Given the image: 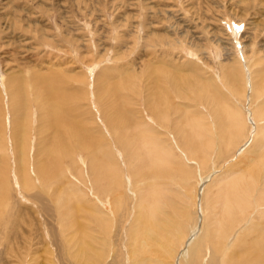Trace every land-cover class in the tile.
Returning a JSON list of instances; mask_svg holds the SVG:
<instances>
[{
	"label": "rangeland",
	"instance_id": "rangeland-1",
	"mask_svg": "<svg viewBox=\"0 0 264 264\" xmlns=\"http://www.w3.org/2000/svg\"><path fill=\"white\" fill-rule=\"evenodd\" d=\"M241 55L251 59L255 76L256 98L248 111ZM233 77L239 91L230 84ZM159 94L161 104L154 100ZM258 100L264 101V0H0V264H131L134 245L126 232L135 223L136 228L146 224L141 234L162 223L165 242L179 236L170 245L171 257H149L158 264H251L247 248L257 233L264 236V200L256 202L264 193V141L250 139L253 126L264 118ZM150 106L166 122L147 120ZM54 107L67 121L60 131L63 147L54 157L65 177L59 181L54 175L45 186L34 166L52 148L54 132L45 116ZM255 109L261 118H252ZM120 112L124 125L110 127ZM234 121L240 126L235 134ZM148 126L147 141L157 139V150L159 144L168 152L173 148L181 166L165 160L155 171L148 158L142 161L141 144L138 153L120 145H133L130 135ZM70 130H80L82 138H72ZM22 138L32 148L30 154L23 149L28 161L19 175L16 142ZM87 140L90 151L81 150ZM124 148L139 157L136 167L127 164ZM102 149L115 152L113 167L124 175L126 197L131 195L127 172L142 166L137 188L146 204L160 206L156 225L132 222L137 210L129 199L109 229L94 220L91 209L109 199L93 178L92 158ZM82 164L83 178L78 175ZM66 182L75 185L74 195L63 194ZM234 192L235 203L249 208L219 227L205 223L206 215L215 217L211 201L218 205ZM201 237L222 240L223 254L214 253L209 243L201 248ZM227 254L231 258L225 262Z\"/></svg>",
	"mask_w": 264,
	"mask_h": 264
},
{
	"label": "bare ground",
	"instance_id": "bare-ground-1",
	"mask_svg": "<svg viewBox=\"0 0 264 264\" xmlns=\"http://www.w3.org/2000/svg\"><path fill=\"white\" fill-rule=\"evenodd\" d=\"M243 58L242 60L240 61V64L242 66L241 68V74H242V79H243V88L246 87L247 89V95H246V100H247V106L245 107L246 108V111H248V107H249V104H251L252 100L254 98H256L255 96V76H254V71H253V66H252V61L250 58H248L246 55L245 58L243 55H241ZM227 70V69H226ZM229 70V68H228ZM240 71V70H239ZM232 72V71H231ZM43 76V75H42ZM49 78V77H48ZM42 80V79H41ZM232 87H234L237 91L240 90V88L238 86H240V84L237 82L236 78L233 77L232 79V82L230 83ZM47 85V84H46ZM213 86V85H212ZM117 87V86H115ZM115 87H113L115 89ZM119 88V87H118ZM48 89V88H47ZM113 89V90H114ZM120 89V88H119ZM116 90V89H115ZM109 91V90H108ZM208 92L211 91L210 87L207 89ZM49 92V91H48ZM52 92V91H51ZM158 92V91H157ZM116 93V91H115ZM118 93V91H117ZM49 94V93H48ZM51 94V93H50ZM119 94V93H118ZM163 94V93H162ZM52 96V95H51ZM156 96V95H155ZM159 97H156L154 100H158L159 102L157 103H160L162 98L161 95L159 94L158 95ZM43 98V97H42ZM154 98V97H153ZM210 98H212V94H210ZM50 99V97H49ZM49 99L46 101H49ZM52 99V98H51ZM164 99V98H163ZM152 99V101H154ZM217 100V99H216ZM232 100V99H231ZM234 100V99H233ZM54 101V100H53ZM263 104V113H264V101L263 100H258L256 101V103L260 102ZM263 101V102H262ZM50 102V101H49ZM52 102V101H51ZM150 102V101H149ZM212 103V105H214V103L212 101H210ZM239 103V102H238ZM52 104V103H51ZM161 104V103H160ZM245 104V103H244ZM56 105V104H55ZM55 105H52V106H55ZM41 106V105H39ZM49 106H50V103H49ZM48 106V107H49ZM57 106V105H56ZM55 106V107H56ZM61 106V105H60ZM242 106V105H241ZM45 107V106H44ZM43 106L40 107V110H42L44 113L45 111H47V109H45ZM51 108V109H48V116H49V113L51 114L49 117L45 116L46 119H49V121L47 122L48 124L46 125V127L49 128V130H52L54 132V135L51 139V145H52V148L50 147L47 152H46V155H45V158H44V161L43 163H39V164H36L34 166V169H35V173L40 177L41 179V183L45 186H49V184L51 183L52 180H54V175L56 178H58L59 181H62V179L65 177V174L64 173H60V170L61 168H59V170L57 169V166L58 165V161L54 159V157L56 156V154L58 153V149L62 148L63 147V141L64 139L62 138V136H60V134H62L60 131L63 129L62 127V124H67V121L65 120V118H63V116L60 114V110H57L56 108ZM47 108V107H46ZM118 108L120 109V107L118 106ZM150 110L152 112V117L148 118L147 120L151 119L152 121L154 122H157V123H164L166 122L165 121V118L164 120L161 118V114L156 110V108L150 106ZM245 109H243L242 111H244ZM161 111V110H160ZM250 112V110H249ZM245 113V112H244ZM46 114V113H45ZM257 114H259V110L255 109L253 112L251 111L250 115L252 116V118H254V116L256 118H261V117H258ZM43 115V114H42ZM61 115V116H60ZM245 115V114H244ZM42 117V116H41ZM147 117V116H146ZM123 118V115L122 113L120 112V115H119V119L117 120H114V121H109L108 122V125L111 127H118V126H122L124 125V122L122 120ZM45 119V118H44ZM45 119V120H46ZM159 119H162V121L160 122ZM164 121V122H163ZM248 123V121H246ZM255 122V121H254ZM61 123V125H60ZM252 123V122H250ZM72 124V123H71ZM211 124V123H210ZM253 124V123H252ZM212 125V124H211ZM210 125V126H211ZM232 128H233V134L237 133L239 130H240V126L237 122H233L232 124ZM153 126V125H152ZM251 126V125H250ZM206 127V126H205ZM255 131L254 133L250 136V139L252 140H256V141H259V142H263L264 141V118L263 120H260L259 122H257V124L255 126ZM75 128V127H74ZM73 128V129H74ZM155 128V127H154ZM211 128V127H210ZM209 128V130H210ZM72 129V130H73ZM76 129V128H75ZM216 129V128H215ZM252 129V128H251ZM70 130V135L72 136V138H75L76 137H80L82 138V133L80 132V130H75V131H72ZM151 130V127L148 126L146 128H143V133H141L140 131L137 133V135L135 134H132L130 135V137H133V141L135 140V143L133 145L130 146V142L128 143H121V141L119 140L118 141V144H120L122 147L124 146H127L130 150L132 151H135L136 150V153H138V149L136 148L137 147V144H141L144 148L143 152L144 155H143V160H146L147 158V163L150 165L149 168H151V165H153L154 167V170L157 171V168H158V165L162 162V161H168L170 162V166H174L176 165L177 167V164L179 166H181V164L179 163V161H177L176 159H174L173 156L174 153H172L170 151V149H173V148H168L169 149V152L167 150H165V148L161 147L160 144H159V150H157L155 148V141L157 139H155L154 141V138H149V140L147 141V137H146V133L147 131ZM179 131V130H178ZM207 131V129H206ZM247 131L248 128H247ZM208 132V131H207ZM211 132H212V129H211ZM209 132V133H211ZM14 133V132H13ZM16 133V132H15ZM213 133V132H212ZM211 133V135H212ZM220 133V132H219ZM227 133V135H226ZM64 134V133H63ZM156 134V133H155ZM223 134L226 135V137L230 136V133L228 130H224L223 131ZM14 135V134H13ZM201 135H204L203 132L201 131ZM210 135V134H209ZM215 135V134H214ZM220 135V134H219ZM249 135V134H248ZM65 136V135H64ZM183 136V135H182ZM213 136V135H212ZM70 137V136H69ZM68 137V138H69ZM214 137V136H213ZM19 138V137H18ZM202 138H204L202 136ZM230 138V137H229ZM14 139V138H13ZM21 139V138H20ZM29 139V138H28ZM78 139V138H77ZM180 139V138H179ZM215 139V137H214ZM128 140H131V139H128ZM212 140V137L211 139ZM17 140L15 139V142ZM77 141V140H76ZM213 141V140H212ZM20 143L23 142V144H20L18 143V141L16 142V147H17V155L19 156V166L17 167L16 169V172L17 174L20 175V173H23L24 171V166H23V163L27 158V153L24 152L23 149L27 150V152L30 154V152L28 151L31 147L30 145V140L28 142H26V140L24 138H22V141H19ZM147 142L148 143H151L153 145V147H147ZM249 142V140H248ZM179 143V142H178ZM176 143V145L178 144ZM210 143V141H209ZM201 144V143H200ZM211 144V143H210ZM91 141H83L81 144H80V149L81 150H88V148L90 149L91 147ZM213 145V144H212ZM216 145V144H215ZM227 145V144H226ZM120 146V147H121ZM208 146V145H207ZM245 146V145H244ZM247 146V145H246ZM260 146V145H259ZM203 146L200 145V148ZM204 147L205 144H204ZM209 147V146H208ZM207 147V149H208ZM212 147V146H210ZM251 147V144L250 146ZM261 147V146H260ZM243 148V147H242ZM246 148V147H245ZM244 148V150H245ZM264 149V145H262V147ZM69 149V148H68ZM67 149V150H68ZM115 149V148H113ZM142 149V148H141ZM237 149V148H236ZM240 149V153L238 154L239 156L243 153L241 148ZM237 149V150H239ZM258 149V147H257ZM180 150V149H179ZM178 150V151H179ZM201 150V149H200ZM235 150V151H237ZM259 150V149H258ZM65 152V150H63ZM90 151V150H88ZM124 151L125 153L129 154V158H126V161H127V164H132L134 162H137L139 157H135V158H132L133 157V153L132 151H127L126 148H124ZM208 151V150H207ZM201 152L203 153V151L201 150ZM199 152V155H200V159H201V162L202 163H205L206 160H205V157L204 155ZM206 152V151H204ZM70 153V151H69ZM115 153V152H114ZM114 153H112L111 150H104L102 149L101 150V153L100 155L98 156H95L92 158V163H93V178H94V182L98 183L99 184V189L98 191L104 193L105 196H108L107 198H109L105 203H100V207L99 206H94V208H90L94 214H93V218L96 222H98L101 226V228L103 229H109L111 224H113L115 222V216L118 212V210H120L119 208H125L127 202H128V199L131 200L132 202H134V205L135 206H132V209H135L137 210V217L135 219H133L132 222H137L138 220L141 221L142 223L145 222L149 225H156L157 224V221L155 219L158 218V214L161 210L160 206L158 205H154L153 203H148L146 204L145 201H144V198L143 196H141V192H139V189L137 188L139 186V183H141L140 181V177H143V173L141 172L142 170V166L139 165L137 167V169L133 170L132 173L131 171L128 173L127 172V176L128 178H130L131 180V184H130V193L131 195L127 194L129 197H126V193L124 192L125 191V187H126V181L124 180L123 178V174L121 173V171L116 167H113L114 165V160H116V157L113 155ZM118 153V152H117ZM207 153V152H206ZM210 153V152H209ZM235 153V152H234ZM68 154V152H67ZM91 154V153H90ZM262 154H264V150L262 152ZM253 157L255 154H253ZM257 155V153H256ZM118 157V156H117ZM236 157V156H235ZM256 157V156H255ZM254 157V158H255ZM71 158V157H70ZM176 158V157H175ZM67 159V158H66ZM131 159V161H129ZM236 159V158H235ZM238 159V158H237ZM240 159V158H239ZM242 159V158H241ZM70 160V159H69ZM184 160V159H183ZM255 160V159H254ZM264 161V160H263ZM249 162V161H247ZM79 164L80 163H84V162H78ZM147 163L145 161V165L144 166H147ZM240 163V162H239ZM251 163V162H250ZM126 165V163H125ZM223 165V164H222ZM136 163H134V167H136ZM178 166V167H179ZM234 166V165H232ZM83 164L82 166L78 169L79 170V176L81 178H83V174H84V169H83ZM258 167V166H257ZM31 168V167H30ZM128 168V167H127ZM148 168V169H149ZM175 169V168H174ZM223 169V168H222ZM226 169H227V165H226ZM51 170V171H50ZM247 170V169H246ZM58 171V172H57ZM64 171V170H61V172ZM71 172V171H70ZM162 172V170H161ZM169 172V170H168ZM225 172V171H224ZM232 172V171H231ZM153 173V172H152ZM163 173V172H162ZM170 173V172H169ZM168 173V175H169ZM217 173V172H216ZM236 173V172H235ZM234 173V174H235ZM224 174V173H223ZM226 174V173H225ZM224 174V175H225ZM233 174V175H234ZM39 177H38V180H39ZM165 178V177H164ZM173 179V178H172ZM77 180V179H76ZM152 180V179H151ZM35 181V180H34ZM93 181V180H92ZM154 182V180H152ZM212 181V180H211ZM57 182V181H56ZM55 183V182H54ZM65 183V182H64ZM67 185H68V188L67 189H63L64 191L66 192H62L61 190V193L63 194H68L69 193H72V195H74L73 193H76V189H74V191L72 190V188L75 187V185H72L70 182H66ZM31 184V183H30ZM74 184H81L78 180L76 181V183L74 182ZM125 185V186H124ZM1 187V186H0ZM72 190V192H71ZM224 188L223 187H220L219 188V192L222 194L224 192ZM150 191V190H149ZM139 192V193H138ZM78 193V192H77ZM132 194H133V197H132ZM139 195V196H138ZM56 196V195H54ZM91 197H95L94 195ZM131 197V198H130ZM236 197H237V194L234 192L232 194H228V196L226 197V199L223 201V202H219V204H215L214 203V200H212L211 202L212 205H211V210L215 213V217H213V215L211 214L208 218H207V215L205 216V220L206 222L205 223H208L209 226H213V227H219L220 226V223H223L224 220H231L232 219H236L237 216L239 215V212H242L243 210L245 211L246 210V207L249 208L246 204L243 205L241 204L240 206H238V204H236L235 202L237 201L236 200ZM196 199V198H195ZM206 199V198H205ZM257 199L259 200V203H261V201L264 200V193H261V194H258L256 196V202H257ZM57 200V205L60 206L61 204V201L60 199H56ZM73 200V199H72ZM77 200V199H76ZM100 200V199H98ZM78 201V200H77ZM85 202V201H84ZM92 202V201H91ZM99 202V201H98ZM208 202V201H207ZM216 202V203H218ZM253 203V202H252ZM94 204V202H93ZM93 204L91 203V205L93 206ZM131 204V203H130ZM250 204V202H249ZM70 205V204H69ZM104 205V206H103ZM251 205V204H250ZM66 206V205H65ZM85 208V207H84ZM189 208V207H188ZM261 208V206H260ZM60 209V208H59ZM131 209V208H130ZM255 209V208H254ZM135 210H132V212H134V217H135V214H136V211ZM207 210V209H206ZM242 210V211H241ZM257 210H259L257 208ZM126 211V210H125ZM256 212V211H255ZM116 213V214H115ZM250 213V212H249ZM251 217V216H250ZM110 218H114V219H110ZM178 218V217H177ZM146 219H149V221H146ZM63 220V219H62ZM61 219H59V223H58V226L60 227L61 226V222H62ZM65 220V219H64ZM67 221V220H66ZM72 222V221H71ZM131 222V223H132ZM173 223V222H172ZM192 223V222H191ZM64 224V223H63ZM137 224V223H135ZM133 225V227H129L127 229V237H129V239L131 241H133V249L131 250L130 252V263L131 264H147L148 262H151L152 264H158L156 261V258L155 259H150L149 257H155L156 254L158 253H162L164 254L165 258H168L169 256L171 257L172 255V248L170 247V245L174 244L177 240L176 237H179V236H173L172 237H168L167 238V242H165L164 240V237L162 236L163 233H164V230H167V229H164L165 226L161 225L162 223H158L159 225H156V228L155 230L152 232V231H147L146 234H141L140 230L142 227L146 226V224H143L141 226H139L138 228H136V225ZM164 224L165 221H164ZM163 226V227H162ZM169 226V225H168ZM171 226V225H170ZM176 226V225H175ZM62 227V226H61ZM66 227V226H65ZM245 227V226H244ZM244 227H241L239 231L242 232L243 228ZM153 228V226H152ZM176 228V227H175ZM65 229V228H64ZM204 229V227H203ZM121 230V228H120ZM183 230V229H182ZM123 231V230H122ZM190 231V230H189ZM171 232V231H170ZM180 232V231H179ZM238 233V232H237ZM170 235V234H168ZM263 235V234H262ZM165 236H166V233H165ZM187 236V235H186ZM237 236V235H236ZM22 237V236H21ZM92 238V237H91ZM186 238V237H185ZM200 240H203L202 237L200 238ZM217 240L215 243H213V241ZM241 240V239H240ZM180 241V240H179ZM186 241V239H185ZM221 241V242H220ZM250 241V240H249ZM86 242V241H85ZM125 242V241H124ZM128 242V241H127ZM183 242H184V239H183ZM187 242V241H186ZM185 242V243H186ZM228 242V241H227ZM251 242V241H250ZM249 242V243H250ZM194 243V242H193ZM206 243H209L212 247V250L214 253H216L215 251H220L221 253L223 252L224 248L222 247V240H219V238L215 239V238H208L207 240L204 239L201 243H200V247L202 248L204 244ZM108 244V243H107ZM131 244V245H132ZM183 244V243H182ZM130 245V244H129ZM128 245V246H129ZM130 245V246H131ZM152 245V246H151ZM178 245V244H177ZM224 245V244H223ZM247 245H249L247 243ZM127 246V247H128ZM194 247V245H191ZM229 246V245H228ZM105 247V246H104ZM122 247V246H121ZM236 249V248H235ZM250 253L252 254V261H251V264H263L264 262V236H261L259 235V233H257V237H255V239L251 242V245H250V248H247ZM191 251V250H190ZM196 250H193L192 252H194ZM197 252V251H196ZM226 252V251H225ZM245 252H247L245 250ZM107 253V252H106ZM177 253V252H175ZM218 253V252H217ZM249 253V254H250ZM89 254V253H88ZM87 254V255H88ZM141 255H147L146 258H141ZM161 254V255H162ZM178 254V253H177ZM191 254V253H190ZM195 255V253H192ZM191 254V256H192ZM223 254V253H222ZM113 255V254H112ZM193 255V257H194ZM200 255V254H199ZM231 255V254H230ZM230 255H224V260L226 262V259H229L230 261ZM102 254H99V257H101ZM163 256V255H162ZM196 256V255H195ZM220 256V255H219ZM90 257V256H88ZM183 258V257H182ZM190 258V257H189ZM195 258V257H194ZM199 258V257H198ZM91 259V257H90ZM89 259V260H90ZM192 260V259H191ZM115 261V260H114ZM113 261V262H114ZM180 261V260H179ZM182 261V260H181ZM183 262V261H182ZM185 262V261H184ZM183 262V263H184ZM220 262V261H219ZM183 263H180V264H183ZM188 263V262H186ZM194 263V262H193ZM88 264H92L91 263V260ZM95 264V263H94ZM160 264V263H159ZM196 264V263H195ZM201 264V263H200Z\"/></svg>",
	"mask_w": 264,
	"mask_h": 264
}]
</instances>
